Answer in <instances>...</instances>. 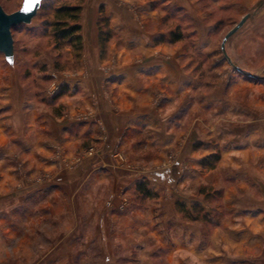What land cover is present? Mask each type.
I'll return each mask as SVG.
<instances>
[{"label":"crops","instance_id":"obj_1","mask_svg":"<svg viewBox=\"0 0 264 264\" xmlns=\"http://www.w3.org/2000/svg\"><path fill=\"white\" fill-rule=\"evenodd\" d=\"M210 1L220 13L233 7L225 0ZM203 3L82 0L78 4L82 53L75 64L69 58L72 69L62 80V94L51 102L18 100L9 85H0V153L22 150L26 164L51 169L59 160L55 150L63 148V161L69 162L89 145H99L97 153L82 157L72 171L56 172L49 184L27 187L28 207L0 206V264L5 262V245L14 241L19 223L27 221L39 261L68 257L69 243L91 242L100 249L106 239H114L127 254L139 253V259L132 261L140 264H235L243 257L237 248L259 247L264 208L259 201L245 203L239 194L242 182L248 181L264 197V160L254 166L241 160L251 151H264V136L253 138L229 128L216 130L208 139L199 125H184L189 115L192 121L195 116L187 108L188 98L192 107L197 103L202 110L212 104L210 96L198 93L195 77L201 71L195 59L202 55L208 62L215 57L213 11ZM257 13L264 17V8L254 16ZM102 18L107 20L106 28ZM188 44L190 52L183 48ZM183 137L186 145L178 143ZM118 143L123 158L147 169L137 173L123 168L125 163L111 154ZM196 143L201 155L194 157ZM216 148L221 159L218 156L210 168L204 166V161L214 158ZM173 152L174 162L159 168ZM203 167L211 171L206 174ZM198 181L203 192L212 187L221 191L223 183H231L233 189L226 188L222 206L210 210L200 197L187 195L188 183ZM138 187L154 194L141 196L151 200L150 208L118 216L119 194L139 193ZM180 187L186 195L165 193L179 194ZM107 194L114 196L110 211L102 204ZM181 215L191 222L200 218L213 235L203 238L204 233Z\"/></svg>","mask_w":264,"mask_h":264},{"label":"rangeland","instance_id":"obj_2","mask_svg":"<svg viewBox=\"0 0 264 264\" xmlns=\"http://www.w3.org/2000/svg\"><path fill=\"white\" fill-rule=\"evenodd\" d=\"M207 5L206 9L213 11L214 24L213 32L215 37L211 44V47L215 49V57L207 59L200 55L195 60L201 63V71L195 74L199 81V91L203 97H211L212 104L210 108L202 110L198 107L197 103L192 107L194 102H191L188 98L186 104H188V110L193 109L195 115L192 121L193 115H189L186 118L184 125H199V129L204 133L203 135L209 139L210 134L216 130L224 132L227 129L237 130V132L245 134L250 133V137L256 138V136H264V17H259L257 13L251 20L245 23L237 32L236 35L231 37L224 45L227 57L230 62L241 71L251 75L254 78H249L241 73H237L228 62L225 61L220 51V43L223 36L232 29L236 23L246 14H252V12H258V6L263 0H225L233 6L228 13H223L210 7V0H202ZM22 0H0V6L7 13H13L20 9ZM82 0H44L41 4L40 10L37 12L36 17L32 20V25L21 26L12 30L13 38V53H14V65L11 68L5 63L4 57L0 54V85H9L12 89V94L15 97L22 100L24 97L45 102L46 100H54L57 96L56 93L63 87L62 80L65 75L71 72V64L69 58L72 57L73 63L75 60L80 59V53L73 50L67 52L68 46L59 45L55 46V40L52 36L53 28L50 27L57 17L54 14L55 10L66 4L75 6L81 4ZM204 4V3H203ZM204 4V5H205ZM264 8V6L262 7ZM261 8V9H262ZM263 18V20H262ZM184 24V23H183ZM263 43V46L257 44ZM183 45L185 51L190 52V44ZM71 47V46H70ZM212 59L218 62L213 66ZM207 62V63H206ZM72 63V65H74ZM49 68V69H48ZM42 75L41 79L38 76ZM55 75V78H52ZM255 77H259L256 81ZM56 87H58L57 90ZM16 98V99H17ZM191 102V106H190ZM187 110V111H188ZM185 111V113L187 112ZM188 113V112H187ZM193 126V128H194ZM220 131V132H221ZM183 136H185V128L182 130ZM203 136V137H204ZM226 135L224 139H227ZM179 138L178 143H184L186 140ZM199 144V143H198ZM195 149L190 154L195 156L201 155V152ZM120 144L118 143L112 150V155L119 158L120 162H124L123 168L130 172L142 173L147 169V165H141L140 163L128 162L126 158L119 153ZM99 145H89L84 151L78 153L72 157L71 161L64 162L63 155L64 149L59 148L55 150V155L59 159L54 164V168L47 169L42 168V165L26 164L25 152L22 150H15L10 154L7 152L0 153V206L6 208L11 205H23L28 207V191L29 186H41L49 184L55 178L56 172L59 171H72L76 166L81 163L82 157L91 156L97 153ZM185 150V147H184ZM224 152V150H222ZM226 151V150H225ZM215 156H219L221 159L220 149L216 148ZM251 155L245 157L242 156L241 160L246 161L248 165L254 166L256 162L264 160V151L253 152ZM176 159V154L173 152L168 156L167 160L158 165L159 168L167 167L172 164ZM240 160V161H241ZM146 163V162H145ZM257 168L261 169L260 166ZM206 174L210 171L206 168H201ZM204 173V174H205ZM189 194L185 193V190L181 188L177 189L176 194L172 191H165L166 195L176 197L187 194L194 199L199 198L205 207L208 209L220 208L223 204V192L226 188H232L231 183H223L224 189L217 191L214 187L209 188L203 192L199 190V186L202 187L200 181L195 185L188 183ZM199 185V186H197ZM240 187L241 198L244 197L245 203L254 204L255 201H259L261 207L264 208V197L262 192L258 189H252L251 184L248 181H244ZM207 189V188H206ZM181 190L183 193H181ZM200 192V193H199ZM163 193V194H165ZM213 193V194H212ZM209 194V195H208ZM121 195V196H120ZM120 205L117 209L118 216H129L135 211H143L150 208L151 200L141 199V195L134 192H128L119 194ZM102 202L103 207L110 211L113 209L114 196L107 194ZM264 214V213H263ZM195 216V214L193 213ZM201 215V214H200ZM87 216V214H83ZM23 219L27 216L18 215ZM68 217V215H67ZM184 221L194 223L196 228L198 227L201 232L204 233V237L207 239L212 236V230L208 228L204 222L197 217L195 221L191 222L186 220L182 215ZM217 218V217H216ZM217 220V219H216ZM20 222V221H19ZM24 222V221H23ZM16 235L13 233V240L9 246L4 247V264H140L139 261H132V259H139V253L130 255L121 247L117 242L115 244L114 239L109 241L106 239L105 246L100 249L94 246L92 243H69L68 257L59 260L47 259L44 261L36 260L38 253H36V246H31L30 238V222L19 223ZM87 228V227H86ZM84 230H86L84 228ZM88 231V228H87ZM263 236L264 233L262 232ZM259 247L253 249L249 248H237L242 252V256L237 261L240 263L235 264H264V237H261ZM8 239H11L8 237ZM209 240V239H208ZM109 244V246L107 245ZM97 245V244H95ZM207 245V244H206ZM217 245V243L215 244ZM52 245H43L42 247H51ZM230 251V250H229ZM231 252V251H230ZM236 249L233 248V255L237 254ZM130 258V259H129ZM131 262H130V261ZM236 261V260H235ZM243 261V263H242ZM187 264L189 261L186 262ZM199 264V263H193Z\"/></svg>","mask_w":264,"mask_h":264},{"label":"water","instance_id":"obj_3","mask_svg":"<svg viewBox=\"0 0 264 264\" xmlns=\"http://www.w3.org/2000/svg\"><path fill=\"white\" fill-rule=\"evenodd\" d=\"M44 0H35V3H33V0H28V3L30 5L29 11H23L22 9L25 7L26 0H22L20 4V9L13 12V13H7L3 10V8L0 6V54L3 55L4 61L6 64H8L11 68L14 65V53H13V38H12V30L23 26H30L32 25V20L36 17L37 12L41 8V4ZM264 6V1L258 6V9L262 8ZM256 11L252 12V14H246L243 16L236 25L227 32L220 43V49L221 53L223 54L226 61L230 64V66L238 73H241L242 75L254 78L251 75L244 73L241 71L240 68H237L230 62L229 58L227 57L226 51H225V43L227 40H229L231 37L237 34L238 30L249 20L254 16V13Z\"/></svg>","mask_w":264,"mask_h":264},{"label":"trees","instance_id":"obj_4","mask_svg":"<svg viewBox=\"0 0 264 264\" xmlns=\"http://www.w3.org/2000/svg\"><path fill=\"white\" fill-rule=\"evenodd\" d=\"M54 14L56 15L57 19L52 22L50 25L51 28H53L52 36L55 40V46L58 47L59 45H65V46H71L72 50L80 53V45H81V36H79V14H80V7L78 5L71 6V5H64L58 7ZM101 25L107 27V20L101 19ZM106 34V33H105ZM174 38L176 37V34L173 35ZM63 92V89L60 88V90L56 93L55 96H60ZM218 159V156L211 157L210 159L204 161L203 165L208 166L210 168L211 165H213L216 160ZM138 192L142 197L150 198L154 197V194H152L150 191H148L145 188L138 187Z\"/></svg>","mask_w":264,"mask_h":264},{"label":"snow or ice","instance_id":"obj_5","mask_svg":"<svg viewBox=\"0 0 264 264\" xmlns=\"http://www.w3.org/2000/svg\"><path fill=\"white\" fill-rule=\"evenodd\" d=\"M33 3H35V0H33ZM23 11H29L30 10V5L28 3V0H26L25 7L22 9Z\"/></svg>","mask_w":264,"mask_h":264},{"label":"built area","instance_id":"obj_6","mask_svg":"<svg viewBox=\"0 0 264 264\" xmlns=\"http://www.w3.org/2000/svg\"><path fill=\"white\" fill-rule=\"evenodd\" d=\"M56 76L55 75H53V77L52 78H55ZM58 89V87H56V89L55 90H57Z\"/></svg>","mask_w":264,"mask_h":264}]
</instances>
